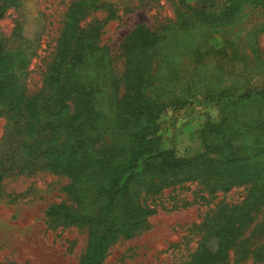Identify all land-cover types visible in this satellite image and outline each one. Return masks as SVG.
Segmentation results:
<instances>
[{
	"label": "trees",
	"instance_id": "trees-1",
	"mask_svg": "<svg viewBox=\"0 0 264 264\" xmlns=\"http://www.w3.org/2000/svg\"><path fill=\"white\" fill-rule=\"evenodd\" d=\"M108 5L101 0L72 2L42 89L34 96L20 75L41 47L39 38L20 36L13 48L10 38L0 33V118L18 124L35 117L50 132L60 133L48 143L40 138L34 148L58 156L59 169L71 179L65 188L69 204L49 206L46 216L94 229L91 250L93 264H98L116 234L131 238L148 227L149 216L157 211L148 200L164 191L198 183L213 196L251 187L254 196L244 209L222 207L221 202L190 229H198L200 239L180 262L230 264L243 253L259 264L264 260V90L244 93L221 108L228 116L212 124L215 133L206 146L211 154L179 158L163 150L157 121L166 109L189 104L191 92L163 94L167 77L174 78L176 71L173 54L161 52L157 29L139 24L119 53L103 44L104 28L117 14ZM90 10L106 17L87 19ZM5 11L0 4V19ZM203 56L199 47L192 50L194 60L202 62ZM250 110L252 117L247 116ZM239 138L240 150L234 144ZM97 205L103 209L95 214ZM260 211L261 222L247 234L251 224L246 220Z\"/></svg>",
	"mask_w": 264,
	"mask_h": 264
},
{
	"label": "rangeland",
	"instance_id": "rangeland-1",
	"mask_svg": "<svg viewBox=\"0 0 264 264\" xmlns=\"http://www.w3.org/2000/svg\"><path fill=\"white\" fill-rule=\"evenodd\" d=\"M13 1H0L6 9L0 33L10 38L13 48L20 36L32 41L39 38L41 47L20 75L27 93L34 96L42 89L66 12L79 0ZM101 1L110 4L109 10H117L104 28L103 44L118 48L119 53L139 24L157 29L161 52L173 54L176 71L174 78L167 77L163 94L187 96L191 92L189 104L166 109L157 121L163 150L179 158L211 154L206 146L215 133H211L212 124L228 116L221 108L244 93L264 90V0ZM95 17L102 20L106 13L90 10L87 19ZM196 47L204 54L202 62L192 57ZM118 66L122 68L121 63ZM253 114L250 110L247 116ZM31 118L32 122L18 124L0 118V264H93L94 229L80 222H58L45 214L49 206L68 202L65 188L71 179L59 169L58 156L34 152L40 138L48 143L60 133L50 132ZM45 134L47 138L42 137ZM234 144L240 150L242 138ZM253 192L251 187H242L209 196L198 183L168 189L148 200L157 210L149 216L148 227L131 238L116 234L98 264H181L180 259L185 260L200 239L198 229H190L221 202L222 207L244 209ZM101 209L97 205L95 214ZM261 211L246 220L251 224L247 234L261 222ZM230 262L253 264L243 253L237 263Z\"/></svg>",
	"mask_w": 264,
	"mask_h": 264
}]
</instances>
